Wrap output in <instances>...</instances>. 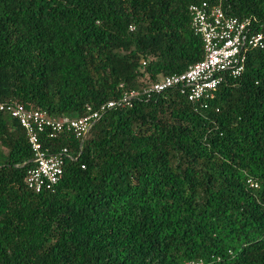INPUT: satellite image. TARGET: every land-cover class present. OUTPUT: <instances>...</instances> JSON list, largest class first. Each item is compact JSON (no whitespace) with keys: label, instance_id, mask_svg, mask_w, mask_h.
<instances>
[{"label":"trees","instance_id":"1","mask_svg":"<svg viewBox=\"0 0 264 264\" xmlns=\"http://www.w3.org/2000/svg\"><path fill=\"white\" fill-rule=\"evenodd\" d=\"M200 1L0 0V102L78 118L183 72L204 56ZM222 5L264 33V0ZM246 55L206 108L171 88L106 110L82 143L42 137L76 158L53 192L27 187L32 151L0 112V264H264V48Z\"/></svg>","mask_w":264,"mask_h":264},{"label":"built area","instance_id":"2","mask_svg":"<svg viewBox=\"0 0 264 264\" xmlns=\"http://www.w3.org/2000/svg\"><path fill=\"white\" fill-rule=\"evenodd\" d=\"M222 2L201 0L189 6L191 28L202 41L204 56L181 73L165 76L142 89L125 90L118 99L110 100L96 110L87 107L86 114L78 118L53 119L44 111L27 109L17 102H0V112L9 114L18 122L33 154L32 165L25 176L27 187L35 193L53 192L63 174L65 159H76L69 155L67 148L49 153L41 142L42 137L54 138L63 131H71L83 139L106 110L130 106L133 99H150L171 88L177 89L180 95L199 108H206L225 77L240 76L247 51L264 48V33L252 30L250 18L229 16ZM191 264L206 263L199 260Z\"/></svg>","mask_w":264,"mask_h":264},{"label":"rangeland","instance_id":"3","mask_svg":"<svg viewBox=\"0 0 264 264\" xmlns=\"http://www.w3.org/2000/svg\"><path fill=\"white\" fill-rule=\"evenodd\" d=\"M0 154L5 155V154H7V151H6L5 149H1V148H0Z\"/></svg>","mask_w":264,"mask_h":264},{"label":"water","instance_id":"4","mask_svg":"<svg viewBox=\"0 0 264 264\" xmlns=\"http://www.w3.org/2000/svg\"><path fill=\"white\" fill-rule=\"evenodd\" d=\"M84 137H85V136H84ZM84 137H83V139H84ZM83 139H82L81 143L83 142Z\"/></svg>","mask_w":264,"mask_h":264}]
</instances>
